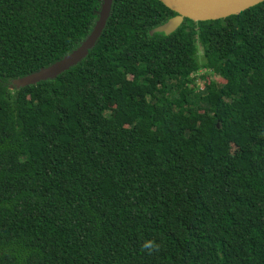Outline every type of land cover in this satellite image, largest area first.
I'll return each instance as SVG.
<instances>
[{
    "label": "trees",
    "instance_id": "1",
    "mask_svg": "<svg viewBox=\"0 0 264 264\" xmlns=\"http://www.w3.org/2000/svg\"><path fill=\"white\" fill-rule=\"evenodd\" d=\"M101 4L0 0V264H264V1L150 35L176 13L112 0L13 86Z\"/></svg>",
    "mask_w": 264,
    "mask_h": 264
},
{
    "label": "water",
    "instance_id": "2",
    "mask_svg": "<svg viewBox=\"0 0 264 264\" xmlns=\"http://www.w3.org/2000/svg\"><path fill=\"white\" fill-rule=\"evenodd\" d=\"M166 8L176 13V16L169 19L149 33H164L166 35L176 30L184 19L194 22L215 21L238 15L241 12L254 7L264 0H158ZM112 0H102L96 21L88 37L70 54L66 55L54 64L42 68L39 71L13 80V86L23 88L35 85L46 80H53L61 73L80 63L93 49L101 36L110 15Z\"/></svg>",
    "mask_w": 264,
    "mask_h": 264
},
{
    "label": "rangeland",
    "instance_id": "3",
    "mask_svg": "<svg viewBox=\"0 0 264 264\" xmlns=\"http://www.w3.org/2000/svg\"><path fill=\"white\" fill-rule=\"evenodd\" d=\"M200 53H201V51H200ZM200 57V56H199ZM200 75H202V71L201 70H199L196 74H195V78H199V76ZM205 76H206V74H205ZM204 80V79H203ZM205 81V80H204ZM199 88L201 89V86H199Z\"/></svg>",
    "mask_w": 264,
    "mask_h": 264
},
{
    "label": "built area",
    "instance_id": "4",
    "mask_svg": "<svg viewBox=\"0 0 264 264\" xmlns=\"http://www.w3.org/2000/svg\"><path fill=\"white\" fill-rule=\"evenodd\" d=\"M201 80L199 78H196L195 79V83L198 85V86H201V89H202V85H201Z\"/></svg>",
    "mask_w": 264,
    "mask_h": 264
},
{
    "label": "clouds",
    "instance_id": "5",
    "mask_svg": "<svg viewBox=\"0 0 264 264\" xmlns=\"http://www.w3.org/2000/svg\"><path fill=\"white\" fill-rule=\"evenodd\" d=\"M144 247H146V248H151L152 245H151V243H146V244L144 245Z\"/></svg>",
    "mask_w": 264,
    "mask_h": 264
}]
</instances>
